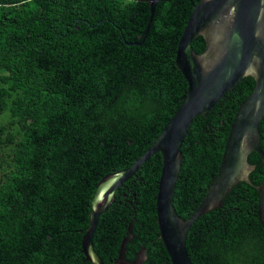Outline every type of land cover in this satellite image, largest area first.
I'll return each mask as SVG.
<instances>
[{
  "label": "trees",
  "instance_id": "16d2710c",
  "mask_svg": "<svg viewBox=\"0 0 264 264\" xmlns=\"http://www.w3.org/2000/svg\"><path fill=\"white\" fill-rule=\"evenodd\" d=\"M0 0V264H92L81 248L98 181L127 168L154 141L186 94L177 43L199 0ZM145 35V36H144ZM197 53L202 36L192 40ZM247 75L181 144L173 205L188 217L215 176ZM7 117V118H6ZM264 151V116L258 124ZM250 182L198 216L185 247L193 264H264L256 151ZM162 157L152 154L115 191L91 241L105 263L145 248L143 264H171L159 238L155 197Z\"/></svg>",
  "mask_w": 264,
  "mask_h": 264
},
{
  "label": "water",
  "instance_id": "95a60500",
  "mask_svg": "<svg viewBox=\"0 0 264 264\" xmlns=\"http://www.w3.org/2000/svg\"><path fill=\"white\" fill-rule=\"evenodd\" d=\"M157 0L150 1L148 31ZM202 36L206 48L197 53L192 40ZM145 36V35H144ZM175 63L187 81L185 97L154 141L130 166L104 175L90 199L88 224L81 250L92 264H143L145 248L132 260L124 257L132 234V219L120 241L117 257L105 263L92 245L98 216L114 201L115 191L152 154L162 157L155 197L156 223L171 264H193L185 247L193 221L219 207L238 181L250 182L254 164L247 160L256 151L264 164L258 124L264 116V0H199L192 8L177 43ZM254 79L251 92L238 105L224 143L220 164L199 204L183 218L173 205V189L181 167V144L196 115H206L214 104L244 76ZM258 191V217L264 227V176Z\"/></svg>",
  "mask_w": 264,
  "mask_h": 264
},
{
  "label": "rangeland",
  "instance_id": "374dc122",
  "mask_svg": "<svg viewBox=\"0 0 264 264\" xmlns=\"http://www.w3.org/2000/svg\"><path fill=\"white\" fill-rule=\"evenodd\" d=\"M4 117H5V116H4ZM4 117H3V115H2V116L0 115V119H3ZM6 118H7V117H6Z\"/></svg>",
  "mask_w": 264,
  "mask_h": 264
}]
</instances>
